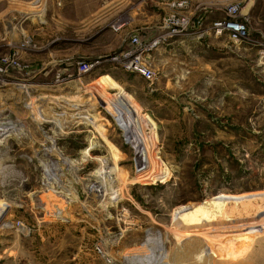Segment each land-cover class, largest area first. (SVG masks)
Segmentation results:
<instances>
[{
	"label": "rangeland",
	"instance_id": "rangeland-1",
	"mask_svg": "<svg viewBox=\"0 0 264 264\" xmlns=\"http://www.w3.org/2000/svg\"><path fill=\"white\" fill-rule=\"evenodd\" d=\"M259 193L264 0H0V264H264Z\"/></svg>",
	"mask_w": 264,
	"mask_h": 264
},
{
	"label": "bare ground",
	"instance_id": "bare-ground-1",
	"mask_svg": "<svg viewBox=\"0 0 264 264\" xmlns=\"http://www.w3.org/2000/svg\"><path fill=\"white\" fill-rule=\"evenodd\" d=\"M238 25L237 23H235L234 21H232L231 23H229L226 27L227 31L229 30V32H234L235 30V27ZM233 30V31H232ZM139 55L138 54H134V53H131L129 54L126 58H128L129 62H134L135 65H132V66H136L137 65V62H138V59H137V56ZM261 195H264V193H259V194H246V195H225V194H221V195H218V196H215L211 199V202L213 203V206L215 205L216 208H217V213H220V209L219 208H222V205L224 202H241V201H244V200H248V199H251L255 196H261ZM185 210H187V208L183 207L181 208L178 213H181V212H184ZM190 210V209H189ZM197 212H199V214H202L203 217L205 216H210L211 214H214V213H210L211 211H204L203 209H197ZM196 214V213H195ZM178 216V215H177ZM177 218V217H176ZM176 220V219H175ZM197 223V222H196ZM182 224V222H181ZM195 224V223H194ZM232 225V224H231ZM176 226V225H175ZM206 228V227H205ZM204 228V230H205ZM243 230V229H242ZM218 232V231H217ZM236 234V233H235ZM228 235V234H227ZM234 236V235H233ZM232 237V236H231ZM237 241V240H236ZM219 249H222V248H219ZM213 250V249H212Z\"/></svg>",
	"mask_w": 264,
	"mask_h": 264
},
{
	"label": "built area",
	"instance_id": "built-area-1",
	"mask_svg": "<svg viewBox=\"0 0 264 264\" xmlns=\"http://www.w3.org/2000/svg\"><path fill=\"white\" fill-rule=\"evenodd\" d=\"M229 23V21L226 23V24H224V28L225 27H227V24ZM235 27V30H234V32H235V34L234 35H236V37H239V38H242V37H244V35H245V32H244V26L242 25V24H240V25H236V26H234ZM214 28L215 29H217V31L218 32H220L221 30H222V28H223V23L222 22H217V23H215L214 24ZM226 29V28H225ZM233 31V30H232ZM233 34V33H232ZM156 45V43H152L150 46H155ZM150 49V48H149ZM128 55V54H127ZM131 64H133V65H135V63L132 61V62H130ZM141 63V62H140ZM81 69L82 70H84V71H86L87 70V66H85V65H83V66H81ZM133 69L135 70V71H137L139 74H141L142 76H144L147 80L148 79H151V72H150V70L146 67V65H144V64H141V66L139 67V70H136L137 68H136V66H134L133 67Z\"/></svg>",
	"mask_w": 264,
	"mask_h": 264
}]
</instances>
